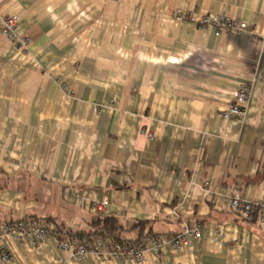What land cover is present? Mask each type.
Here are the masks:
<instances>
[{
	"label": "crops",
	"instance_id": "1",
	"mask_svg": "<svg viewBox=\"0 0 264 264\" xmlns=\"http://www.w3.org/2000/svg\"><path fill=\"white\" fill-rule=\"evenodd\" d=\"M0 15L29 41L0 32V223L112 216L173 236L195 222L199 238L125 264H264V225L228 204L264 205V0H0ZM206 15L248 29L217 34ZM242 82L245 112L224 121ZM4 242L0 264H116L52 237Z\"/></svg>",
	"mask_w": 264,
	"mask_h": 264
},
{
	"label": "built area",
	"instance_id": "2",
	"mask_svg": "<svg viewBox=\"0 0 264 264\" xmlns=\"http://www.w3.org/2000/svg\"><path fill=\"white\" fill-rule=\"evenodd\" d=\"M19 18L16 15H0V32L9 41L17 43L22 49L28 48V39L16 34L15 29L18 25ZM199 24L212 26L216 33L219 34L224 30L236 31L241 33L248 29L243 21H236L226 15H206L199 20ZM252 39L256 37L252 35ZM264 43V38L261 39ZM264 75V74H263ZM250 85L248 82H242L232 91L230 101L225 110L222 111L221 117L224 121L239 119L243 116ZM230 209L247 221H253L255 224L264 225V205L260 206L251 200H248L235 191L228 199ZM108 205L106 200L93 201L91 209L94 213L102 212ZM50 227L41 225L28 218L23 221L0 223V256L3 261L10 258L5 240L13 238L20 244H29L38 246L49 237L54 238L59 250L65 251L69 258H75L79 263H83L88 254H94L102 260L113 261L116 264H125L127 262L141 263L144 256V248L131 247L119 243H112L108 238H100L93 242H87L80 239H71L66 235L57 233L51 235ZM200 227L195 222H184L181 230L173 235L158 234L147 239L150 249L154 252L159 250L163 243H168L173 250L185 245L189 238H199ZM64 264H67L65 259Z\"/></svg>",
	"mask_w": 264,
	"mask_h": 264
},
{
	"label": "trees",
	"instance_id": "3",
	"mask_svg": "<svg viewBox=\"0 0 264 264\" xmlns=\"http://www.w3.org/2000/svg\"><path fill=\"white\" fill-rule=\"evenodd\" d=\"M36 223H40L44 226H49L51 235L61 233L71 239H80L87 242H93L100 238H108L112 243H119L131 247L143 248L148 244L147 239L155 236L150 231L145 229L144 223H136L131 228L126 229L122 226L120 221L112 216H94L89 222V226L86 230L73 231L64 229L61 225L53 224L49 225L51 219H32ZM53 222V221H52ZM137 229L134 236L128 234ZM157 235V234H156Z\"/></svg>",
	"mask_w": 264,
	"mask_h": 264
}]
</instances>
